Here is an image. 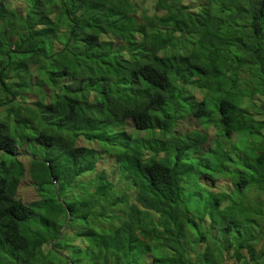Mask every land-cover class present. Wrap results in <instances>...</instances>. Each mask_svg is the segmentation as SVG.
Returning a JSON list of instances; mask_svg holds the SVG:
<instances>
[{
	"label": "trees",
	"instance_id": "obj_1",
	"mask_svg": "<svg viewBox=\"0 0 264 264\" xmlns=\"http://www.w3.org/2000/svg\"><path fill=\"white\" fill-rule=\"evenodd\" d=\"M22 2L0 264H264V0Z\"/></svg>",
	"mask_w": 264,
	"mask_h": 264
},
{
	"label": "rangeland",
	"instance_id": "obj_2",
	"mask_svg": "<svg viewBox=\"0 0 264 264\" xmlns=\"http://www.w3.org/2000/svg\"><path fill=\"white\" fill-rule=\"evenodd\" d=\"M2 6L6 9L9 10L8 14H9V18H2L0 20V37L2 38L1 41V48L4 50L9 51V53L12 56H15V45L17 42H15V13L18 15H21L22 17L24 16V12H25V5L22 2V0H3V4ZM241 16L236 17V20L239 22L240 19H242ZM220 20H223L224 17L219 16ZM248 20H250V15H247ZM11 23V24H10ZM236 24H234L233 26H235ZM33 46H38V44L36 42H34L32 44ZM14 65L11 66V70L8 71L7 75H9L8 80L9 81H14L15 82V76H13V71H14ZM33 96V94H30L28 97ZM260 117H264V115H258ZM191 121V125L190 126H194L195 121L191 118H189ZM212 129V126H209V130ZM245 132V131H244ZM246 133V132H245ZM235 133L236 135H238L239 137L243 138V143L245 145L249 144V141H251V137L246 133ZM247 139H249V141H247ZM242 146V145H240ZM105 161H103L104 163ZM224 163V161H223ZM104 165H108L107 163H104ZM107 168H110V166H106ZM217 181L222 182L223 180L220 179H216ZM223 191V190H220ZM256 196V194H253V196ZM15 197H17L18 199H20L22 202L24 203H28L34 199L37 198V193L35 192V189L32 185H30L28 183V178L26 176H22L20 178V180H18L16 187H15ZM242 252L244 254V251L242 249ZM228 255V253L226 254ZM227 258V257H226ZM226 260V264H239L238 262H235L233 259L228 258L225 259Z\"/></svg>",
	"mask_w": 264,
	"mask_h": 264
}]
</instances>
